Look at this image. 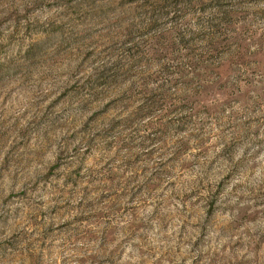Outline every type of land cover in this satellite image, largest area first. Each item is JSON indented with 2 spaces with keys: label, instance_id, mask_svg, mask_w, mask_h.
<instances>
[{
  "label": "rangeland",
  "instance_id": "obj_1",
  "mask_svg": "<svg viewBox=\"0 0 264 264\" xmlns=\"http://www.w3.org/2000/svg\"><path fill=\"white\" fill-rule=\"evenodd\" d=\"M0 264H264V0H0Z\"/></svg>",
  "mask_w": 264,
  "mask_h": 264
}]
</instances>
